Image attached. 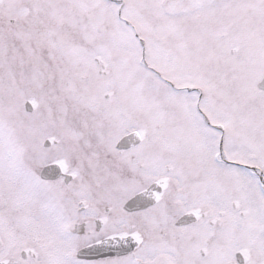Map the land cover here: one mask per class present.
<instances>
[{"label":"snow or ice","instance_id":"6c2138e0","mask_svg":"<svg viewBox=\"0 0 264 264\" xmlns=\"http://www.w3.org/2000/svg\"><path fill=\"white\" fill-rule=\"evenodd\" d=\"M0 264H264V0H0Z\"/></svg>","mask_w":264,"mask_h":264}]
</instances>
